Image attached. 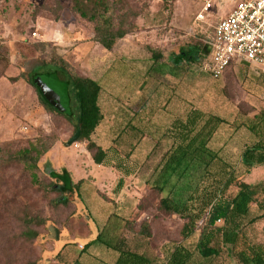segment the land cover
Instances as JSON below:
<instances>
[{
    "label": "rangeland",
    "instance_id": "rangeland-1",
    "mask_svg": "<svg viewBox=\"0 0 264 264\" xmlns=\"http://www.w3.org/2000/svg\"><path fill=\"white\" fill-rule=\"evenodd\" d=\"M206 1L110 0L113 28L130 33L107 50L95 40V23L75 13L70 0H0V264H72L94 237L95 232L88 236L89 226L92 231L98 226L87 218L82 198L73 189L62 197L57 191L62 182L49 174H61L63 166L75 182L84 179L81 195L89 216L103 221L102 228L118 219V236L161 264L165 248L181 242L183 221L161 209L168 193L154 189L152 182L174 145V120L185 119L191 110L225 121L211 147L240 182L264 184V165L248 173L242 163L246 147L264 137L258 125L264 112V73L237 62L220 80L201 72L214 28L238 0H213L205 20L199 21ZM191 48L201 51L199 61L175 66L174 56ZM61 60L71 73L102 86L104 119L91 138L106 152L101 166L94 163L89 142L69 145L76 120L48 112L30 83L36 73L60 66ZM240 124L246 127L237 129ZM145 135L150 136L144 140ZM52 141L51 158L46 154L40 160L36 184L25 165L12 157L31 144ZM197 177L198 172L192 186ZM237 192L233 185L224 194L234 198ZM65 199L67 205L62 204ZM30 219L42 224H27ZM147 221L153 230L150 239L138 233ZM244 224L246 238L264 245V190ZM28 228L38 233L36 239L23 236ZM199 233L186 243L194 255L190 264H238L232 254L211 263L202 259L196 248Z\"/></svg>",
    "mask_w": 264,
    "mask_h": 264
},
{
    "label": "trees",
    "instance_id": "trees-1",
    "mask_svg": "<svg viewBox=\"0 0 264 264\" xmlns=\"http://www.w3.org/2000/svg\"><path fill=\"white\" fill-rule=\"evenodd\" d=\"M70 2L75 13L95 23V40L105 49L111 50L117 40L130 33L123 28H113L110 0H70ZM200 56L201 51L197 48L181 50L174 56L173 63L175 66L184 63L193 64L199 61ZM154 58L158 60L159 54L154 55ZM61 64L49 68L44 73H36L34 77L41 75L44 82L56 91H59L63 84L68 85L72 99L71 116L60 113L45 99L35 85L34 77H31L30 83L48 112L60 114L69 121L73 118L76 120L75 135L77 132L80 134L77 142H89L87 149L94 152V162L102 165L106 152L91 141L92 135L104 119L100 106L102 86L91 77L71 73L64 61ZM224 123L225 121L216 115H205L201 111L191 110L185 119L173 123L170 128L173 131L174 145L163 158L152 187L160 193H168L161 199L160 207L166 214L177 215L183 221L180 230L182 240L165 248L166 258L161 264H190L194 255L186 243L197 232H200L196 245L197 252L208 263L218 261L225 256L231 257L232 254L238 264H264V245L252 244L246 238L244 224L249 218L251 205L256 201L260 191L264 190V184L250 186L240 182L233 168L211 147L213 137ZM258 125L264 128V112ZM243 127H246L245 124H240L237 129ZM55 142L31 144L28 148L17 152L12 157V161L23 163L31 174L33 182L38 184L39 162L49 153ZM242 163L248 173L255 166L264 165V137L246 147L242 154ZM63 169L61 174L53 173V176L63 183L58 185L57 191L63 197L65 192L73 189L81 197L80 189L84 180L74 183L71 174ZM197 172L196 183L192 186V178ZM233 185L238 186V192L234 198H228L224 192ZM121 187L123 184L120 183L119 188ZM68 203V199L62 201L64 205ZM257 219L250 220L248 224L255 223ZM33 221L35 220L30 219L27 224H42L38 219ZM219 222L223 225L219 226ZM200 224H202L201 228ZM119 228V220L116 219L113 225H106L98 230L95 239L83 246L72 264H81L83 254L95 245L117 254L113 264H156L145 252L132 249L124 238L119 237L117 233ZM138 233L150 239L153 234L151 223L143 222ZM23 236L36 239L38 233L28 228ZM240 244L243 248L235 250ZM67 247L65 244L60 253ZM229 247L232 250H229Z\"/></svg>",
    "mask_w": 264,
    "mask_h": 264
},
{
    "label": "built area",
    "instance_id": "built-area-1",
    "mask_svg": "<svg viewBox=\"0 0 264 264\" xmlns=\"http://www.w3.org/2000/svg\"><path fill=\"white\" fill-rule=\"evenodd\" d=\"M212 5L207 0L197 20H205ZM207 48L202 70L213 80H220L236 62L264 73V0H238L214 28Z\"/></svg>",
    "mask_w": 264,
    "mask_h": 264
},
{
    "label": "crops",
    "instance_id": "crops-1",
    "mask_svg": "<svg viewBox=\"0 0 264 264\" xmlns=\"http://www.w3.org/2000/svg\"><path fill=\"white\" fill-rule=\"evenodd\" d=\"M206 49H207V53L205 54V57H204V59L206 58V56H207V54H208V48L206 47ZM201 72L203 73V74H205V75H207V76H209L205 71H203L202 70V66H201ZM181 119L180 118H178V119H176V120H174V123L175 122H179ZM101 125V124H100ZM98 129V128H97ZM150 136V135H149ZM148 135H145L144 136V140L145 139H148L147 137H149ZM153 138V140H155L156 142H157V136L154 134L153 136H152ZM101 147V146H100ZM103 150H104V148H102ZM52 150V149H51ZM51 150L49 151L50 153H48V156L51 158ZM105 151V150H104ZM95 163V162H94ZM96 164V163H95ZM97 165V164H96ZM103 165V164H102ZM98 166H101V165H98ZM63 168H65L70 174H71V172L66 168V166H63V167H61V169H63ZM71 176L73 177V175L71 174ZM71 177V178H72ZM80 180H84L83 178H81V179H79L78 181H80ZM72 181L74 182V183H76V182H78V181H76L75 182V180H74V178H72ZM122 182H124L123 180H120V182L119 183H121V184H123ZM85 183V182H84ZM84 183H83V185H82V187H81V189H80V195L82 194L83 195V189H84ZM119 186H120V184H119ZM118 186V187H119ZM122 188V187H121ZM118 192V191H117ZM117 194V193H116ZM82 195H81V198H82V200L80 201L83 205H85L84 206V212H85V214L87 215V218L89 217V219H90V221H94V222H96L97 223V229L95 230V231H92V229H90V226H89V232H88V236H90V235H92L94 232H95V235H94V237L91 239V240H93V239H95V237L97 236V234H98V230H101L102 229V226L100 225L101 224V222H103V221H101L100 219H97V218H95V217H90L89 216V210H88V207H87V200L84 198V197H82ZM84 196V195H83ZM109 218H110V215L107 217V219L105 220V223L103 224V226H105L106 224H107V222H108V220H109ZM90 221H88V225H89V222ZM90 240V241H91ZM89 241V242H90ZM88 243V242H87ZM86 243V244H87ZM85 244H83L82 245V247L84 246ZM81 246V245H80ZM80 254V252H78L77 253V256ZM116 258H117V254H115V253H113V252H111V251H109V250H107V249H105L104 247H102V246H100V245H95V246H93V247H91V248H89L88 249V251L85 253V254H83V256L81 257V264H113L114 262H115V260H116ZM91 259H93V260H91Z\"/></svg>",
    "mask_w": 264,
    "mask_h": 264
},
{
    "label": "water",
    "instance_id": "water-1",
    "mask_svg": "<svg viewBox=\"0 0 264 264\" xmlns=\"http://www.w3.org/2000/svg\"><path fill=\"white\" fill-rule=\"evenodd\" d=\"M35 85L40 89L45 99L60 113L67 116L72 115L71 109V96L69 93V88L67 84L60 86L59 91L54 90L52 87L48 86L42 76H37L34 78ZM79 132L69 141V145L77 142L79 138ZM54 170H50L49 174L53 175Z\"/></svg>",
    "mask_w": 264,
    "mask_h": 264
}]
</instances>
